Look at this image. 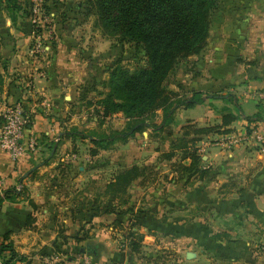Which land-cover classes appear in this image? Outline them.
Wrapping results in <instances>:
<instances>
[{
    "label": "crops",
    "instance_id": "crops-1",
    "mask_svg": "<svg viewBox=\"0 0 264 264\" xmlns=\"http://www.w3.org/2000/svg\"><path fill=\"white\" fill-rule=\"evenodd\" d=\"M212 17L213 34L207 41V50L203 49L195 59V78L191 81L193 92L208 91L209 95H204L203 100L209 98L211 108L202 110L208 120L192 117L193 122L189 123L198 127L220 124V119L212 124L208 121L217 105L231 106L225 101L228 95L234 96L241 115L229 126V134L211 133L197 144L203 167L209 169L207 178L202 181L191 178L186 182V177L175 180L176 174L172 173L166 182L151 179L141 185L137 180L128 190L127 207L134 212L119 216L107 213L108 204L110 208L117 204L116 199L104 196L105 186L111 178L101 186L94 181L85 184L83 194L72 200L62 192L67 187L64 177L71 179L75 172L82 179L86 169L79 163L82 144L79 147L76 142L84 143L88 139H72L65 135L72 129L67 126L72 121L73 111L83 103V89L91 82L84 73H87L82 63L86 57L84 51L77 52L75 46H68L69 41L62 34L51 49L45 47L44 56L32 57L28 47L34 37L29 22L18 17L12 24L4 11H0V115L6 106L20 101L29 119L27 133L37 144L34 152L17 161H12L0 150V190L20 186L18 180L22 175L39 166L33 178L28 175L22 181L26 191L24 199L18 203L5 201L0 207V235L11 233L18 255L33 254L21 264H42L43 254L72 249L69 237L76 236L84 219L89 221L88 214L81 210L82 203L90 200L91 205L97 204L95 208L99 207L100 212L93 218L95 221L110 219L111 224L117 219L126 226L139 216L134 208L137 207L135 197H140L138 203L145 207L142 217L150 219V223L143 220L140 224L147 226L142 228L144 231L150 232L144 234L142 245L146 246L147 239L152 241L151 250L144 252L143 249L133 254L126 245L117 248L115 244H101L97 263L154 264L157 261H153L155 258L150 251L161 247L164 251L161 264H264V254L255 248L257 239L264 240V147L244 144L225 153L224 150L219 152L213 143L209 146L210 141L248 133L252 125H248L245 118L257 112L258 104L263 107L261 115L264 119V99L259 98L264 95V0H224L223 4L218 0ZM250 105L255 107L253 111ZM187 124H182L180 130L166 138L163 143L167 144L166 152ZM257 126L264 127V124L257 123ZM77 130L81 132L79 128ZM52 146L56 148L55 154L44 165V161L52 156ZM129 148L130 144L115 151L101 150L95 156L88 152L83 155L88 161L92 160L89 168H104L98 158L110 157L111 153L107 152H112L108 166L118 169L121 156H125ZM71 149L75 152L70 153ZM63 157L67 171L62 180H58V161ZM171 162H167L170 168ZM144 165L148 166L147 163ZM46 176L53 180L49 181ZM223 185L226 186L221 190ZM29 200L36 209L31 208ZM73 202L80 204L78 209L76 206L69 208ZM28 216L34 219L31 228L26 227ZM156 220L160 225L152 228ZM106 228L110 233L117 231L112 225ZM59 233L66 236L67 241L59 238Z\"/></svg>",
    "mask_w": 264,
    "mask_h": 264
},
{
    "label": "trees",
    "instance_id": "trees-1",
    "mask_svg": "<svg viewBox=\"0 0 264 264\" xmlns=\"http://www.w3.org/2000/svg\"><path fill=\"white\" fill-rule=\"evenodd\" d=\"M217 3V0H88L87 12L96 17L95 26L101 28L106 37L141 47L145 63L132 70L123 66L120 61L115 63L109 69L108 78L104 82L106 92L97 102L98 116L101 120L116 114L124 116L126 122L124 130L96 136L94 133L84 134L72 128L65 134L66 137L88 139L92 145L88 153L95 156L101 150H111L118 142L126 143L128 139L146 129L163 130L173 123V113L179 107L190 109L203 104L204 94L197 91L193 92L189 99L172 102L166 83L179 63L199 55L205 48L211 15ZM29 5L23 7L18 0H0V11L6 12L12 24H15L18 17L30 15ZM37 33H40V30L35 34ZM93 89L85 88L82 100ZM225 99L231 104L232 110L228 107L220 109V124L198 127L188 123L181 128V136L170 143L168 151L160 154L159 159L162 162L174 160L171 162V168L172 173L176 174L175 180L186 177V182L191 178L202 181L209 175V169L203 167L197 144L202 137L211 133L229 134V126L241 115V108L234 96L228 95ZM256 109L254 115L245 118L248 125L264 124L261 115L263 107L258 104ZM159 110L162 112V120L156 126L150 121L156 117ZM50 149L51 155L56 148L52 146ZM54 154L55 151L44 161V165L48 164ZM34 174L35 171L29 176L33 178ZM151 175L152 167L136 164L115 172L105 186L104 196L116 199L117 204L109 208L107 213L119 216L132 214L134 209L127 207L130 200L128 190L137 180H140L141 185L151 180ZM22 181L21 178L18 180V183L21 182L22 190H17L15 186L0 190V207L5 201L18 203L24 199L25 188ZM225 186H221L220 189H224ZM28 203L31 208L36 209L31 200ZM136 213L139 215L136 219L140 218V214H144L139 209ZM136 219L130 220L126 226L117 219L111 223L113 229L122 234L126 247L133 254L141 252L144 239V235L139 232ZM32 223L33 217L28 216L26 227L31 228ZM58 237L64 242L67 241L66 236L59 234ZM72 239L77 243L83 241L78 236ZM100 252V245L95 247L94 252L86 251L92 258V264H100L97 263ZM26 260L25 256L18 255L15 251L11 233L1 234L0 264H19Z\"/></svg>",
    "mask_w": 264,
    "mask_h": 264
},
{
    "label": "rangeland",
    "instance_id": "rangeland-1",
    "mask_svg": "<svg viewBox=\"0 0 264 264\" xmlns=\"http://www.w3.org/2000/svg\"><path fill=\"white\" fill-rule=\"evenodd\" d=\"M18 2L23 7H25L26 4L27 6L30 4L28 9L30 15L23 17V19L29 22L34 37V40L32 39L30 47H28L32 57L36 58L44 56V54L47 52V50H45V47L51 49L53 43L56 42L58 35L62 34L67 38L66 40L69 41L68 46H75V49H78L77 52L81 50L84 51L83 54L86 55V57L84 56L85 59L83 58L82 63L85 64V68H87L85 70L87 71V73L84 72L87 76V80L91 81L87 88L90 89L92 87L94 89L86 94V97L83 100V103L80 104V107H76V109L73 111L70 118L72 119V121H69L70 124L67 127L70 129L71 127L75 129L79 128V130H81V132L85 134L86 132L87 134L88 132H90L94 133V135L96 136L107 135L115 131L124 130L126 124L124 116L122 114H120V116L116 114L109 118L101 120V118H99L100 116H98L99 109L97 102L106 92L104 89V82L108 78L109 69L115 63L120 61L123 66L129 68L130 70L135 67L144 65L145 57L142 48L135 47L134 44L129 42H120L116 39L106 37L103 34L102 29L95 26L96 17L92 14L89 15V13L87 12L88 0H18ZM33 2L36 4L41 3L43 9L41 11L43 13L42 19H38L35 24L31 21V13L33 12L32 10L34 4ZM219 3L223 4L224 0H219ZM4 13L7 14L6 12ZM213 18L214 17H212L211 20H213ZM212 29L213 26L212 28L210 26L207 41L209 38H211V34H213ZM37 30H40V33L35 34ZM66 40H64V42H66ZM207 41L203 51L207 50ZM37 44H39L38 50L36 49ZM196 58L197 56L191 57L187 61L179 63L173 73L170 75L166 83V88L171 93L170 97L172 98V102L182 101L191 97V94L193 93L191 81L195 78L193 76L195 74V67L197 64V61L195 60ZM203 94L205 96L209 95L208 91H205ZM208 99H205L204 103L206 104L201 107L202 109L199 107V105L190 109H186V111L184 112V107L177 108L173 113V123L170 125V129L164 128L163 130L154 131L153 129L149 128L142 133H137L135 137L128 139L126 143L121 144V142H118L110 151H115L120 147H127V145L129 144L131 147L129 148L125 156H121V163L118 166V169L129 167L135 163H137V165L139 166H143L144 163H147L149 167H152L151 179H162L166 182L167 178L172 174L173 170L169 167L166 161L162 162L159 159L160 154L163 153L162 151L166 152L165 150L167 149V144L163 143L165 142L167 137H171L173 133H176L177 130H180L179 127L182 124L193 122L191 120L192 117L208 120V117H205V114L202 111L204 110V108L205 110L208 109V107L211 108V106L208 105L211 104ZM221 108V105H217V107H214V115L210 117L208 123L212 124L214 121H218L220 119ZM229 108L232 110L231 106H229ZM250 108L251 111H253L255 107L250 105ZM198 110L201 111L198 112ZM216 117L217 119H215ZM161 120L162 112L159 110L156 112V117L150 122L157 126L160 124ZM208 123L206 122V124ZM234 136H237V134ZM216 142L210 141L209 146L212 147L211 143H213L212 145L215 144V146L213 147L217 148L218 150L220 149L219 152H223L224 150L225 153H229L234 148L243 146L244 144L258 145L252 140L246 142L242 141L241 144H237L236 147L227 150L218 143L219 141ZM76 143L78 144V146L82 144L80 146L83 148V153H79V163L86 168L85 172L82 173L83 178L81 179L79 178V176H76L77 173L75 172L72 173L74 174V176L72 175L73 177L71 179L64 177L66 175L65 172L67 171H65V167L63 166V164L65 165L66 162L64 157L62 161H58V164L60 166H57V168L60 169L57 170V173L59 174L58 180H62V177H64L63 179L67 181V187H65L62 192L64 195H69V198L71 200L74 197L83 194V187L85 186V184L88 183L90 185L92 181H94L95 183L98 182L99 186H101V183L107 182L111 178V176H113L112 174L118 170L117 168L113 169V167L108 166V161L111 159L112 152H107L111 153L110 157H102L101 159L98 158V162H102V166H104V168H89L92 160L88 161L84 158L83 155L84 152H88V150L91 148L89 141L86 140V142L84 143L77 141ZM71 152H75V149H71L70 153ZM46 177L49 179V181L53 180V177ZM15 187L17 190H22V186H18V184ZM23 191V196L25 197L26 191ZM133 195L135 196L134 193ZM139 198L135 197V200H137L135 205L137 207L134 208H136V211L138 210L137 208H139L140 212H145V207L142 205V203H138ZM79 205L80 204L73 202L69 204V208L72 209L74 208V206H76L78 209ZM96 206L97 204L91 205L90 200L89 202H85V204L82 203L81 210L88 214L89 221L86 222V219H84V222L81 225L82 227L78 229L76 233V236L83 240V242L81 241V245H78V243L72 239L74 237H69V242L73 244L72 249H68L66 251L52 250L49 253H45L41 256L42 264H76L77 262H80L84 259L91 262L92 258L86 254V251L94 252L95 247L98 244H100V248L102 246L101 244L105 245L106 243L115 244L117 248L120 246L121 248L125 246L124 238L119 231L110 233L108 231V228H106L107 226H111L110 219L105 221L94 220V217L100 212L99 207H97L96 209ZM103 206L100 207L101 210L103 209ZM107 207L110 208L109 204L107 205ZM142 216L143 215L140 214V218L136 219V223L139 227V232L144 235L149 231H144L142 229L146 228L147 226H142L140 224V221L146 220V222L148 221L150 223V219ZM159 222V220H156V224L151 225V227L157 228V226L160 225ZM108 232L109 234H107ZM158 235L159 233H156V238H159ZM256 242L257 243H255V248L258 252L264 254L258 249V246L260 244H264V240L257 239ZM151 243L152 241H148L147 239V241L145 242L146 246H143L142 251L143 249L144 252H146L145 250H151ZM157 243L159 244V239H157ZM78 246H80L81 250ZM161 250L162 249L160 247L159 249L154 248L152 251H150L153 254L152 256H154L153 258H155L153 259V261H157L155 263H152L161 264V259L164 256V251ZM80 252L85 253L80 254ZM28 256L31 259L33 257L32 252H30ZM28 256L25 257L27 258Z\"/></svg>",
    "mask_w": 264,
    "mask_h": 264
},
{
    "label": "built area",
    "instance_id": "built-area-1",
    "mask_svg": "<svg viewBox=\"0 0 264 264\" xmlns=\"http://www.w3.org/2000/svg\"><path fill=\"white\" fill-rule=\"evenodd\" d=\"M42 10L41 3L33 4V12L31 13L32 23L35 24L38 19H42ZM36 49H39V44L36 45ZM259 98L263 100L264 95H259ZM0 118V150L6 153L12 161H17L25 154L36 150L37 144L35 138L27 133V126L29 124L28 115L20 101L6 106L3 109ZM249 140L264 147V127L252 126L250 127L249 133H244L243 135L238 136H226L218 143L221 144L224 149L228 150L236 147L237 144H241L242 141L246 142ZM258 249L264 253V244H260ZM77 264L92 263L84 259Z\"/></svg>",
    "mask_w": 264,
    "mask_h": 264
},
{
    "label": "water",
    "instance_id": "water-1",
    "mask_svg": "<svg viewBox=\"0 0 264 264\" xmlns=\"http://www.w3.org/2000/svg\"><path fill=\"white\" fill-rule=\"evenodd\" d=\"M53 153H54V150L52 151V154ZM38 167L39 166H35V167L31 168L29 171H27L25 174H23L22 177H21V181L24 180L30 173H32L33 171H35ZM19 185H21V182H19Z\"/></svg>",
    "mask_w": 264,
    "mask_h": 264
}]
</instances>
